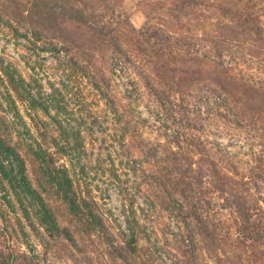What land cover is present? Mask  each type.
I'll return each mask as SVG.
<instances>
[{"label":"rangeland","instance_id":"obj_1","mask_svg":"<svg viewBox=\"0 0 264 264\" xmlns=\"http://www.w3.org/2000/svg\"><path fill=\"white\" fill-rule=\"evenodd\" d=\"M34 1L0 0V66L4 62L17 69L29 84L31 98L51 105L50 115L41 109L33 112L14 93L0 68V255H7L12 247L18 264H124L123 259L114 262L110 258L107 234L94 228L96 209L115 242H127L129 228L136 225L152 238L151 243L139 244L144 249L139 253L138 264L144 263L142 254L150 248L152 253L166 248L160 254L171 264L166 254L180 256L175 240L180 242L185 224L164 209L160 196L165 194L159 186L165 184L163 176L173 173V169L169 171L166 167L172 168L171 162L178 152L170 130L174 123L158 121L155 97L148 94L136 75L133 80L142 97L132 100L127 97V75L118 72L106 76L110 67L106 59L108 40L99 39L85 27L80 31L77 27L66 28L60 16L51 14L47 8L39 13ZM96 1L87 0L96 3L100 12L105 11ZM168 6V0L117 3L136 29L145 26L148 14L152 13L151 24L167 32L191 37L204 31L213 36H229L224 25L230 24V20L220 12H204L206 16L200 26L193 13L183 12L176 19L168 12ZM38 32L51 39L37 42ZM66 34L78 46L79 50L74 52L81 55L78 62L86 70L84 73L113 81L109 88L113 87L112 105L120 112V125H115L117 117L92 81L80 71L77 77H72L73 71L67 66L72 57L59 53L64 47L61 35L64 38ZM241 39L252 52L257 51L252 39L246 41V36ZM123 40H127L125 35ZM181 60L182 63L175 64L177 76L190 80L192 75L182 74L186 59ZM221 68L226 74L204 62L197 64L199 78L195 77L194 82H198L184 84L181 96L186 104H194L191 120L204 126L201 137L214 155L212 160L219 172L232 177L228 169L221 168L227 166L228 160V165L239 163L242 176L249 177L251 170L259 166L256 154L263 149L259 138H264V91L252 88L240 68L228 64ZM209 84L215 89L222 84L228 94L231 92L237 99L244 97L241 102L246 108L242 112L249 119V126L240 121L236 125L233 121L226 122L223 109L215 101L204 99ZM72 128L81 131L83 147L79 151L69 149L75 146L74 139L66 143L62 136ZM159 144L162 147L157 159L153 152L159 149ZM51 156L55 163L49 161ZM8 158L16 164L14 176L18 180L12 184L4 171L10 169ZM191 159L200 165L201 159L207 161L200 154H192ZM257 175L264 177L260 172ZM175 189L168 187L170 192ZM225 227L235 233L230 220ZM217 252L219 257L199 251V263L248 264L251 255L256 264L264 261V246L251 252L232 235L220 236Z\"/></svg>","mask_w":264,"mask_h":264},{"label":"trees","instance_id":"obj_2","mask_svg":"<svg viewBox=\"0 0 264 264\" xmlns=\"http://www.w3.org/2000/svg\"><path fill=\"white\" fill-rule=\"evenodd\" d=\"M109 1L111 2L96 1L102 4L101 7L105 10L102 12L96 3L91 4L87 0H35L34 6L39 13L43 8H47L51 14L60 16L66 28L77 27L79 30L85 27L99 39L104 37L108 40L109 52L106 59L110 67L106 76L109 78L108 74L116 75L118 72L127 75V97L132 100L142 97L141 89L133 80V75H136L148 94L150 92V95L155 97L157 103L155 117L158 121L164 124L174 123L170 130L173 132V145L178 152L171 162L172 168L166 167L169 171L173 169V173L163 176L165 184L159 187L165 196L162 195L160 198L164 201L162 205L164 209L176 215L185 224V228L180 234V242L175 240L180 256L168 252L167 261L171 264H200L201 250L219 257L217 251L220 236L232 235L244 248H250L251 252L260 251L264 246V177L257 174L260 172L264 175V138H259V145L263 149L256 154L258 159L256 158L255 162L259 163V166L251 170L249 177L242 176L239 163L230 162L228 165V160L227 166L221 168L228 169L232 177L222 175L212 160L214 155L207 149L206 141L201 137L204 126H198L191 120L190 115L194 111L191 105L194 104L185 103L181 89L187 82H193L191 85L198 82H194L195 77L199 76L197 75L199 71L195 69L197 64L204 62L215 69H221L223 74L226 72L221 67L225 64L240 68L242 77L251 82L252 88L264 91V0H168L167 10L174 18H180L179 14L183 12L193 13L200 26H203L206 11L220 12L230 20V24L224 25L228 37L220 34L213 36L205 31L198 37L167 32L151 24L152 13L148 14V23L136 29L123 8L117 7L120 0ZM123 35L127 40H123ZM242 36H246V41L252 39L257 44V51L252 52L249 44L240 40ZM71 38L68 34L64 38L61 35L64 47L59 49V53L72 57L71 62L67 64L73 71L72 77H77L80 71L84 78L92 81L99 94L109 102L113 116L117 117L115 125H120L122 123L118 118L120 112L112 105L115 103L113 87L109 88L113 81L88 72L84 73L86 70L79 63L81 55L74 52L75 49L79 50L78 46ZM35 39L43 43L51 37L46 34L40 35L38 32ZM181 59H186L182 74L192 75L190 80L177 76L175 64L182 63ZM0 68L21 101L29 104L33 112L41 109L50 115L51 105L31 98L29 84L19 76L17 69L6 66L4 62ZM242 98L237 99L231 92L228 94L222 84L218 89L210 85L204 95V99L215 101L223 109L225 112L223 118L226 122L233 121L231 123L236 125L240 121L249 126V119L242 112L246 108L241 102L244 101ZM175 111H178L180 117ZM72 120L74 121V118ZM166 127L169 130V126ZM62 136L66 143L74 139L75 146L69 148L70 150L79 151V147H83L79 129L72 128L67 134L63 132ZM161 147L159 144V149L153 152L154 158L160 157ZM65 154L63 152V155ZM192 154H200L207 158L208 162L204 159H201L202 165L192 162ZM37 156L41 157L40 154ZM6 161L10 163V169L4 170L5 175L12 184L18 180L14 176L16 164L12 158ZM49 161L55 163L56 160L51 156ZM161 163L164 165V161ZM136 169L133 168L134 171ZM65 171L67 172V168ZM66 182L68 184L67 180ZM168 187L176 189L170 192ZM96 211L95 209L93 225L94 228H98L99 233L107 234L105 239L110 246V258L114 262L118 258L123 259L124 264H138L139 253L144 249H140L139 244L142 241L151 243L152 238L136 225L129 228L130 236L127 242L117 243ZM229 220L235 225L234 234L225 227ZM162 251H166V248L158 249L156 253H152L151 248L145 249L141 257L143 264H167L160 254ZM247 259L248 264H256V259L252 255ZM0 264H18L14 248L9 247L7 255H0ZM261 264H264V261Z\"/></svg>","mask_w":264,"mask_h":264}]
</instances>
